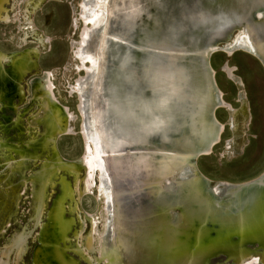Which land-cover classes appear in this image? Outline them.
I'll list each match as a JSON object with an SVG mask.
<instances>
[{
  "label": "bare ground",
  "instance_id": "bare-ground-1",
  "mask_svg": "<svg viewBox=\"0 0 264 264\" xmlns=\"http://www.w3.org/2000/svg\"><path fill=\"white\" fill-rule=\"evenodd\" d=\"M42 3L23 0L22 35L15 49L0 50V175L10 193L0 199V264L26 255L32 264H214L221 252L225 262L264 264V169L238 182L197 165L221 141L219 109L231 124L250 121L242 80L223 65L238 86L233 107L210 60L242 51L264 64V0H72L65 68L80 117L76 158L55 142L75 116L53 95L52 72L40 68L49 37L31 15ZM16 9L0 0V21L11 24ZM94 180L96 208L81 213ZM36 228L38 245L27 254ZM185 241L194 242L188 251Z\"/></svg>",
  "mask_w": 264,
  "mask_h": 264
},
{
  "label": "rangeland",
  "instance_id": "rangeland-1",
  "mask_svg": "<svg viewBox=\"0 0 264 264\" xmlns=\"http://www.w3.org/2000/svg\"><path fill=\"white\" fill-rule=\"evenodd\" d=\"M11 1L17 7L16 12L10 11L11 24H4L0 21V50L3 51L15 49L14 42L22 35L17 29V24L20 16L24 12L23 0ZM71 1L61 0L57 2L55 0H43L40 9L31 15V20L49 37L46 47L40 48L39 61L41 71L52 72L50 74V82L52 84L53 95L75 116L71 122L70 133L60 137L55 142L58 143L63 155L69 158H76L82 154V140L79 131L80 117L76 111L77 100L68 93L70 82H72L71 72L69 71L70 69L65 68L70 53L68 35L71 23ZM77 4L79 5L80 3L77 1ZM77 4L76 7L78 8ZM76 23H78V20ZM72 34L73 37L77 38V34ZM219 49L224 48L221 47ZM211 56L210 62L216 72V80L221 89L224 101L233 107L238 106V86L223 71V65L227 63L232 72L243 82L242 90L250 106L251 118L249 123H247L241 122L239 116H237L235 120L238 122L237 125H234L227 120L228 112L226 108L219 109L216 114L225 126L221 141L213 147L210 155L200 157L197 160V165L204 174L214 179L238 182L246 181L260 174L264 169V73L260 65L247 53L242 51L233 52L231 56H227L222 51H218ZM74 68H76V65H74ZM54 69L55 71H53ZM30 82V78L28 77L25 82L26 100L31 98ZM1 112L2 108H0V118ZM25 116L26 114L22 117ZM1 178L2 175H0V199L7 201L10 193L7 187L4 186V179ZM95 180L93 191L89 195H85L81 199L77 197L79 199L81 213L83 211L92 212L96 208L94 192L97 191V185ZM57 187L58 185L55 186V188ZM54 194L55 191L52 190V193H50L51 197L47 199V207L45 206L43 216L46 214ZM24 210L22 208V212ZM27 214H29V209L26 210ZM46 219L44 216V220ZM85 221L83 231L87 233L89 230V222L88 219ZM77 225L78 223H75V227ZM36 230L37 228L32 231L28 237L29 239H27L30 243L29 249L26 252L27 254L33 247L38 245L36 240L39 232ZM70 235L72 241H74V234L71 232ZM193 246L194 242H184L185 251H188ZM69 252L76 255L70 249ZM25 258V262L22 264H32L27 255ZM80 260L86 264L88 263L83 258ZM210 261H214V264H233L232 261H223L222 256L212 257ZM4 264L6 263L4 262Z\"/></svg>",
  "mask_w": 264,
  "mask_h": 264
},
{
  "label": "water",
  "instance_id": "water-1",
  "mask_svg": "<svg viewBox=\"0 0 264 264\" xmlns=\"http://www.w3.org/2000/svg\"><path fill=\"white\" fill-rule=\"evenodd\" d=\"M73 34H71L72 36ZM73 37V36H72ZM250 57H252L259 65L260 67L262 68L263 70V73H264V64L262 63V61L256 57L255 55H251V54H248ZM84 116H85V134L88 136V138L90 140H94L96 143V157H95V160H96V163L99 164V166H102V160H101V157H100V151H99V141H98V138L97 136L95 135V133H93L92 129H91V126L89 125V118L87 116V111H84ZM99 169V168H98ZM264 173V172H263ZM102 181H103V185H102V190L104 189L105 190V187L107 189V185L105 184L106 183V177H105V174L104 172H102ZM252 181V180H251ZM250 182V181H248ZM224 254H222V258H223ZM224 259V258H223ZM226 260V259H225Z\"/></svg>",
  "mask_w": 264,
  "mask_h": 264
}]
</instances>
